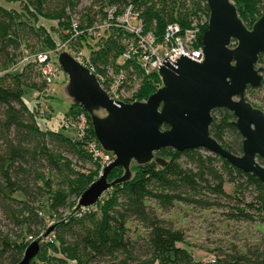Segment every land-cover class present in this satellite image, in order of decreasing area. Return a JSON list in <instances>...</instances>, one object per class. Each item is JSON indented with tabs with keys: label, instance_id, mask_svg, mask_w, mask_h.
Listing matches in <instances>:
<instances>
[{
	"label": "trees",
	"instance_id": "obj_1",
	"mask_svg": "<svg viewBox=\"0 0 264 264\" xmlns=\"http://www.w3.org/2000/svg\"><path fill=\"white\" fill-rule=\"evenodd\" d=\"M14 1H19L17 9L0 4V208L19 227V235L13 238L8 233L0 234V264H18L32 242L28 236L40 245L31 264H264V235L253 245L221 249L217 257L212 255L207 261H196L191 251L180 245L185 241L183 231L162 218L155 207L169 210L175 202H182L210 208L221 206L224 198L234 199L241 206H233L228 215L245 220L257 218L264 230V183L255 176L203 149L164 148L158 151L169 154L164 166L153 160L144 164L132 162L128 181L108 189L95 203V210L77 215V200L94 181L97 171H81L63 152L90 160L84 148L87 140L95 138L90 117L74 103L63 114L75 117L85 113L89 124L86 136L76 139L74 132L63 131L65 128L59 121L53 127L48 126L46 117L45 130L40 128L38 118L43 102L40 100L36 106L29 103L32 98L44 97L38 94L46 85L35 58L27 61L23 58L36 54H29L34 50H53L50 46L57 43L51 32L56 31L54 26H59L60 30L62 25L68 24L67 29L60 30L68 39L72 18L85 29L102 18L110 5L121 9L131 3L140 12L145 29L153 30L158 37L168 23L178 22L187 27L192 20L202 22L201 43L209 17L206 0H91L88 7L80 10L77 7L81 0ZM263 1L235 0L241 20L254 24L262 15ZM77 13L79 18L73 15ZM41 19L57 23L47 28ZM33 36L37 40L35 45L28 42ZM121 38L118 32L106 31L100 38L93 39L84 31L70 46L78 51L82 48H76V43L89 47V40L104 39L98 53L101 56L113 54L117 59L123 48L118 45ZM95 53L91 50L90 55L84 53V56L96 62ZM262 56L259 55V59ZM126 65L129 68L135 64ZM31 67L37 70L42 85L29 79ZM87 68L90 69V65ZM59 71L63 74L60 67ZM129 73L131 76L132 72ZM146 77L137 92L140 98L148 97L161 82L156 71ZM29 95L35 96L27 99ZM212 117L210 135L232 153L241 154L242 136L229 122L235 120L232 112L217 108L212 111ZM181 157H185V164ZM258 161L264 164L261 158ZM122 173L121 167H115L108 179L113 180ZM225 183L233 184L232 194L225 191ZM71 196L75 199L71 200ZM50 219L56 221L47 226ZM131 222L139 225V232L131 230L128 225ZM51 227L49 234L54 233L53 241H42L41 237ZM49 247L52 254L46 252Z\"/></svg>",
	"mask_w": 264,
	"mask_h": 264
},
{
	"label": "water",
	"instance_id": "obj_2",
	"mask_svg": "<svg viewBox=\"0 0 264 264\" xmlns=\"http://www.w3.org/2000/svg\"><path fill=\"white\" fill-rule=\"evenodd\" d=\"M209 17L202 35L204 59L197 62L184 54L158 66L162 85L145 100H113L95 74L69 52L61 51L57 63L67 76L65 91L90 117L95 138L114 159L79 196L78 206L95 204L113 185L131 178V164L166 160L155 155L164 148L177 151L203 149L219 155L238 169L264 183V113L245 99L248 87H259L264 55V12L248 29L232 0H206ZM236 41L231 47V41ZM225 108L235 117L242 136V152L235 154L210 135L212 111ZM104 110L103 116L97 111ZM115 167L122 175L109 180ZM52 227L46 232L48 234ZM40 250L38 241L25 248L18 264H31Z\"/></svg>",
	"mask_w": 264,
	"mask_h": 264
},
{
	"label": "rangeland",
	"instance_id": "obj_3",
	"mask_svg": "<svg viewBox=\"0 0 264 264\" xmlns=\"http://www.w3.org/2000/svg\"><path fill=\"white\" fill-rule=\"evenodd\" d=\"M90 1L91 0H81V3L77 7V10H80L84 7H88ZM18 2L19 1H14V0H0V4L2 6H6L8 8H14V9H17L19 7ZM232 2L234 5H236L235 0H232ZM93 11L90 13H93ZM263 12L264 9L261 10L260 14H262ZM73 15L78 16L79 18L78 13ZM40 22L44 23V25L47 28H49L50 25L54 26L57 23L56 20H48V19H41ZM192 23H196L199 24L200 26H203L202 22L200 23L196 20L190 21V24ZM207 23H208V19H207ZM243 23L246 25L248 29H251L253 25V23L250 24L245 22ZM58 27L59 26L57 27L54 26L56 31L51 30L52 35L57 41L54 47H52V45L50 46V48L53 49V51L59 47L60 43L66 40V37L65 38L63 37L62 32H60V30L61 29L63 30V28L67 29L68 24L62 25L60 30ZM122 38L118 43V45L121 48H122ZM36 41L37 40L34 36L28 38V42L30 44L35 45L37 44ZM102 41H104V39L100 41L89 40L90 49H88L89 48L88 45L84 43H82V47L76 43L77 45L76 48L78 47L82 48L81 50L88 55H90L91 50L95 51L96 53L93 55L96 56L97 63L87 59L86 66L90 65L93 71L105 75L114 72L116 70L117 64H121L123 62V58L120 55L116 59V56H113V54L112 55L110 54L108 56L107 54H102L101 56L98 53V51H100L102 47V43H103ZM235 44L236 41L232 40L230 46L234 47ZM71 48L75 49L73 45ZM37 52H35L34 50V52H30L29 54L32 55ZM257 67L264 68V56H262L258 60ZM130 68L132 74L128 80L127 89L123 94L122 101L132 102L135 100H139V101L145 100L147 96L140 98L138 97L137 92L140 89L143 81H145V79L147 78L146 75H148L149 73L142 74L140 72V69L138 67H135V65H131ZM28 71L30 73L28 77L32 82H35L36 84L39 85L43 84L41 77L39 76L37 70L34 67L29 68ZM66 82H67L66 74L59 73L57 78L53 80V82L49 85L48 89L45 91L44 97L41 99L43 102L41 106L42 112L44 110V112L41 113V115H43L42 117L44 118V120L43 123L39 124L40 128L45 130L46 120L48 122L47 124L48 126L53 127V125L57 124L59 118H61V116L68 111L69 107L73 103L71 98L67 95L65 91ZM157 85L158 87H160L162 85V82L158 83ZM39 91L40 92L38 95H40L41 93V90ZM34 96L35 95L32 96L29 95L27 96V99H29V97L32 98ZM32 99L33 100L31 101L29 100L31 106H33L34 103H36V100H38V98H32ZM245 99L253 107L260 109L264 113V72H263L262 84L259 87H248L247 90L245 91ZM97 114L103 116L105 114V111L99 110L97 111ZM87 125H89L88 121H87ZM63 131L66 134H73L72 129H66V130L64 129ZM63 155L67 157L75 167L81 169V171L83 172L97 171V176L94 179V181L98 179L99 177L98 168L95 165V163H93L91 160L81 159L76 154L69 152H63ZM155 155L163 159L169 160L168 159L169 154H166V152L163 153L156 152ZM180 160L183 164L186 163L185 157H181ZM224 189L227 193L232 194L234 190V186L231 183H225ZM105 193L106 192H104L102 195H105ZM74 199L75 197L71 196V200ZM221 202H222L221 206H213L210 208H200L198 206L187 205L182 202H175L173 207H171L169 210H162L158 208L155 204L154 205L157 209V213L162 218L171 222L177 229H181L183 231L185 241L180 245L188 248L191 251L193 258L196 261H207L212 255H215L217 257V254L221 249L224 250L241 249L257 243L259 239L262 238L264 235L263 227L257 218H255V220H245V219L231 218L228 215V213L232 212L233 206L234 207L236 205L241 206V204H237L234 199L227 200L225 198L222 199ZM149 203L153 205V202L151 200L149 201ZM128 225L130 226L132 231H137V232L140 231L139 225H137L135 222H131ZM4 233H8L11 237L16 238L19 235V227L16 224H14L11 221V219L6 215V213L0 208V234H4ZM46 252L47 254L50 253L52 254L53 253L52 248L51 247L47 248ZM54 255H60V254L55 253Z\"/></svg>",
	"mask_w": 264,
	"mask_h": 264
},
{
	"label": "built area",
	"instance_id": "obj_4",
	"mask_svg": "<svg viewBox=\"0 0 264 264\" xmlns=\"http://www.w3.org/2000/svg\"><path fill=\"white\" fill-rule=\"evenodd\" d=\"M71 36L63 41L54 51L38 52L32 56L24 57L23 60L27 61L30 57H34L40 69V73L45 81V88L41 91L40 96L45 94L49 85L57 78L59 74V64L57 63V55L61 50L69 52L81 64L87 65V58L84 56V51H74L71 49L70 43L72 40L87 31L93 39L100 38L104 32L114 31L116 34H121L122 38V52L121 56L123 62L117 64L116 70L108 74H101L93 71L90 67L100 86L113 100L122 101L123 94L127 89L128 80L130 76L131 66L127 68L126 63L135 64L142 74H148L152 71L158 72V66L163 65V59L168 57L171 61L176 58H181L179 54H184L187 57L201 62L204 59L202 38L199 43L201 27L199 24L192 23L187 27H182L178 22L168 23L164 32L160 37L156 36L153 30L145 29V22L141 17L138 10H135L133 5L122 7L117 5H110L104 10V16L100 18L95 24L81 29L79 22L76 18L70 21ZM118 30V31H117ZM203 35V34H202ZM87 67V66H86ZM40 99L36 100L33 106L40 103ZM43 113L40 110V114ZM44 118L39 117L38 122L43 123ZM60 124L65 129H72L74 138L82 139L86 136L88 129L86 115L80 113L75 117L61 116L59 119ZM46 128V126H45ZM85 150L90 160L95 163L98 168L99 176L103 172V167L106 166L114 155L102 148L96 138H92L85 142ZM95 205L90 206H77L79 208L76 212L77 215L95 210ZM56 220L50 219L47 226L53 224ZM29 241H33L32 236L27 237ZM42 241H53L54 233L45 234L41 237ZM214 261V259H210Z\"/></svg>",
	"mask_w": 264,
	"mask_h": 264
},
{
	"label": "crops",
	"instance_id": "obj_5",
	"mask_svg": "<svg viewBox=\"0 0 264 264\" xmlns=\"http://www.w3.org/2000/svg\"><path fill=\"white\" fill-rule=\"evenodd\" d=\"M56 125V124H55Z\"/></svg>",
	"mask_w": 264,
	"mask_h": 264
}]
</instances>
